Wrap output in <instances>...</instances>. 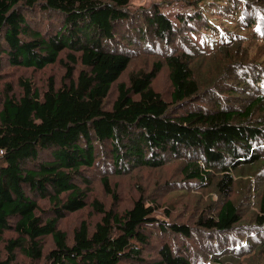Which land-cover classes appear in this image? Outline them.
Returning a JSON list of instances; mask_svg holds the SVG:
<instances>
[{
    "label": "trees",
    "instance_id": "1",
    "mask_svg": "<svg viewBox=\"0 0 264 264\" xmlns=\"http://www.w3.org/2000/svg\"><path fill=\"white\" fill-rule=\"evenodd\" d=\"M185 1L192 11L178 14L175 24L155 7L131 10L129 0H0V239L13 234L4 241L0 264H19L17 255L30 264H189L165 244L158 259L144 258L154 229L167 226L187 238L191 231L156 218L142 197L121 213L92 202L99 220L93 226L81 221L71 237L58 228L66 215L87 206V172L103 144L118 175L141 166L159 168L165 154L197 152L201 162L191 159L182 169L186 180L203 183L217 176L223 199L198 226L215 235L240 222L238 207L227 197L235 181L231 171L261 161L256 148L264 147V63L239 58L247 54L241 35L229 32L226 39L227 30L209 13L236 12L241 26L264 37V0ZM209 28L225 39L211 53L228 58L213 83L202 88L190 55L208 51L184 40L187 32ZM142 45L144 51L161 45L166 51L150 70L118 83L109 107L107 98L127 70L130 52H142ZM55 64L64 69L61 83L50 77L44 91L26 80H20L18 94L2 85L5 66L41 71ZM163 66L170 102L152 87ZM239 95H247L246 106L226 103ZM102 184L116 201L109 180ZM41 200L49 207L41 208ZM260 203L258 229L264 226L263 194ZM259 250L264 257V240Z\"/></svg>",
    "mask_w": 264,
    "mask_h": 264
},
{
    "label": "rangeland",
    "instance_id": "2",
    "mask_svg": "<svg viewBox=\"0 0 264 264\" xmlns=\"http://www.w3.org/2000/svg\"><path fill=\"white\" fill-rule=\"evenodd\" d=\"M129 6L135 12L155 7L175 24H178L176 19L178 14L192 11L191 5H188L185 0H129ZM209 17L227 30L224 33L226 39L229 37V32H233L231 33L233 36H237L238 33L241 35L239 37L241 39L240 48H247V54L243 56L240 54L239 58L252 61L251 65L264 63V37L260 36L256 30L258 35L254 34L253 28L241 26L236 12L219 16L211 11ZM185 36L184 41L188 44H195L203 51H208L207 55L203 56L190 55L193 72L200 81L201 87L206 88L219 76L223 60L228 58L218 51L211 53V50L223 44L225 39L221 37L220 30L217 33L210 28L196 30L192 33L187 32ZM161 47H154L153 51H144V45H142V52L138 51L136 54L130 52L131 62L113 86L106 105L110 107L115 100L118 83L126 84L131 74L152 68L153 63L159 60V55H163L166 51L163 45ZM176 48L179 51L178 46ZM229 54L232 56L233 51L229 50ZM61 57L65 59V53ZM79 69L80 66L77 65L76 72ZM2 73L4 74L2 85L9 84L13 93L18 94L20 80L31 82L40 91L46 89L50 77L59 85L64 69L61 64L49 66L41 71L5 66ZM152 87L166 102H170L172 89L166 66H163L157 74ZM249 88L254 91L253 87ZM246 97L247 95L243 97L239 95V97L227 98L226 103L240 108L247 105L243 104ZM222 103L224 104L225 101ZM195 106L192 105L189 109ZM256 151L261 155L260 162L255 166H240L231 171L235 181L233 190L227 198L238 207L240 222L228 233L211 235L198 226V220L207 219L218 207L219 201L223 199H220L216 191L217 176L213 175L203 183L197 179L186 180L187 176L182 169L191 159L201 162L197 152H182L178 156L165 154L162 156L163 165L159 168L141 166L118 175L111 170L112 159L109 156V146L105 144L98 150L101 157L96 166L87 172L91 180L87 206L79 212L66 215L59 222L58 228L71 237L81 221H86L89 226H93L99 220L100 215L93 210L92 202L97 201L106 210L112 208L121 213L142 197L146 205L155 208L156 218L164 222L188 226L191 231L190 237L187 238L171 232L167 226H164L163 230L154 229L151 234L148 233L151 235L150 246L144 251V258L158 259V251L165 244L174 254L184 256L189 264H207L212 260H219L224 264H264V257L259 250V244L264 240V226L258 229L259 224L255 221L257 214L263 215L259 207L262 194L264 195V147L259 146ZM103 178L109 180L110 188L116 194V201L105 192L102 184ZM39 203L43 209L49 207L45 200ZM11 237L13 234L5 233L0 239V258L5 257L3 249L5 239ZM230 240L233 242L230 243ZM44 244L47 249L50 246V239L45 240ZM17 256L16 262L19 264H30L23 256Z\"/></svg>",
    "mask_w": 264,
    "mask_h": 264
}]
</instances>
